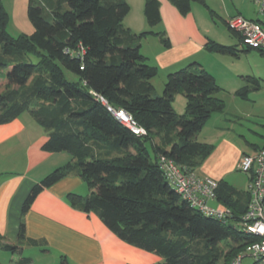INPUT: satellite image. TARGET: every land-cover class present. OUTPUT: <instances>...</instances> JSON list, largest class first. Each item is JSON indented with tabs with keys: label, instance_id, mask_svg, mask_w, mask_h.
<instances>
[{
	"label": "trees",
	"instance_id": "1",
	"mask_svg": "<svg viewBox=\"0 0 264 264\" xmlns=\"http://www.w3.org/2000/svg\"><path fill=\"white\" fill-rule=\"evenodd\" d=\"M169 1L182 15L192 2L206 6L204 0ZM129 11L125 0H28L33 33L12 37L6 32L8 16L0 0V80L5 84L0 125L28 113L47 133L41 150L65 152L74 160L32 187L21 214L41 191L76 174L89 195L69 193L67 202L96 213L120 241L161 257L162 264H230L259 239L238 226L250 200L248 192L217 182L215 201L230 215L223 220L207 217L170 188L158 167L160 156L187 173L202 166L213 146L196 142L195 136L213 114L224 112L223 101L216 97L220 88L200 65L191 63L169 73L162 95H154L151 81L157 68L141 54L140 40L155 33L133 34L124 28ZM143 14L148 26H157L158 1L145 0ZM235 36L242 46L240 35ZM204 50L233 57L239 53L212 41ZM244 79L237 93L241 98L260 88L252 78ZM177 94L186 100L183 114L172 108ZM118 110L130 115L145 135L122 125L113 114ZM23 238L21 223L15 245L0 242V250L18 256L10 264L30 263L22 256ZM58 264L68 262L62 257Z\"/></svg>",
	"mask_w": 264,
	"mask_h": 264
},
{
	"label": "crops",
	"instance_id": "2",
	"mask_svg": "<svg viewBox=\"0 0 264 264\" xmlns=\"http://www.w3.org/2000/svg\"><path fill=\"white\" fill-rule=\"evenodd\" d=\"M125 1L130 11L122 22L123 27L133 34L155 33L140 40V52L148 64L158 66L164 75L192 61L210 67L223 58L233 57L206 52L204 48L209 41L234 47L247 58L264 57L257 50L246 54L250 50L240 46L236 32L227 25V20L234 16L257 20L254 0H204L206 6L192 2L185 15L180 14L169 0H156L160 23L154 27L148 26L144 18L145 0ZM2 5L8 16L6 32L10 36L33 33L27 17L28 0H2ZM163 39L168 42V47L163 45ZM4 91L5 84L0 80V94ZM46 139V131L28 113L0 125V242L15 245L22 223V256L30 259L29 264H58L62 257L68 264H162L161 257L120 241L96 213H85L69 205L67 194L85 191L76 174L41 191L22 216V205L32 187L55 169L74 161L65 152H43L41 146ZM247 146H233L230 159L220 167H216L218 162L212 152L196 174L226 182L236 191L246 193L248 176L241 173L244 176L240 178L237 166L244 155L253 154L257 149ZM263 146L264 141L258 147ZM88 195L89 191L84 197ZM209 202L211 208L218 207L215 200ZM11 256L8 264L18 259L17 255Z\"/></svg>",
	"mask_w": 264,
	"mask_h": 264
},
{
	"label": "rangeland",
	"instance_id": "3",
	"mask_svg": "<svg viewBox=\"0 0 264 264\" xmlns=\"http://www.w3.org/2000/svg\"><path fill=\"white\" fill-rule=\"evenodd\" d=\"M11 35L16 36L17 34L11 33ZM252 51L257 52L256 50H250L245 53H252ZM255 56L257 57L250 56V58H247L246 55L239 52L237 57L223 58L219 62H214L210 67L208 65L203 67L201 63L195 61L191 62L200 65L214 78L220 88L216 97L224 103V112L213 114L195 136L196 142L213 146L212 152H215L213 158L218 162L216 167L226 164L230 159V155L233 154V146L235 148L238 146L242 148L249 147L247 145L256 147L264 141V57ZM200 58L202 60V57ZM191 63H188V65ZM153 66L157 68V75L151 81V83L153 82L154 95L161 96L169 73L164 75L158 66L155 64ZM183 68H178L176 71ZM245 77L257 81L260 88L256 91H248L245 98H241L237 96V93L245 86ZM185 105L184 96L181 94L175 95L172 108L177 114L184 113ZM246 114L248 115L246 116ZM155 140V143H159L157 139ZM146 147L152 158L153 152L150 146L147 144ZM237 169H239V166H237ZM194 173L196 174V172ZM239 173L237 175L243 178L244 175L241 172ZM81 182L80 187L85 191H81V193L76 191L74 194L85 196L89 190L86 183ZM208 206L211 207L212 204L209 202ZM220 249L226 251L223 244ZM10 257L12 256L9 253L0 250V264H8ZM241 264H264V259L256 262L253 258L244 256Z\"/></svg>",
	"mask_w": 264,
	"mask_h": 264
},
{
	"label": "built area",
	"instance_id": "4",
	"mask_svg": "<svg viewBox=\"0 0 264 264\" xmlns=\"http://www.w3.org/2000/svg\"><path fill=\"white\" fill-rule=\"evenodd\" d=\"M254 4L257 9V20L234 16L227 20V25L240 35L242 47L264 52V0H254ZM113 114L133 134L145 135V130L123 110L113 111ZM238 166L241 173L251 176L247 190L250 200L238 226L241 231L257 236L259 239L248 244L242 255L230 264H241L244 256L251 257L255 261L264 256V148L253 154L244 155ZM158 167L170 188L191 208L207 217L220 220L230 215L229 210L220 204L217 208L208 206L209 201L215 200V190L218 185L216 181L201 178L195 173H187L164 156L159 157Z\"/></svg>",
	"mask_w": 264,
	"mask_h": 264
}]
</instances>
